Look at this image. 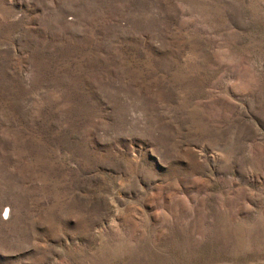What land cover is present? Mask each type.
Returning a JSON list of instances; mask_svg holds the SVG:
<instances>
[{
	"label": "rangeland",
	"instance_id": "1",
	"mask_svg": "<svg viewBox=\"0 0 264 264\" xmlns=\"http://www.w3.org/2000/svg\"><path fill=\"white\" fill-rule=\"evenodd\" d=\"M0 264H264V0H0Z\"/></svg>",
	"mask_w": 264,
	"mask_h": 264
}]
</instances>
